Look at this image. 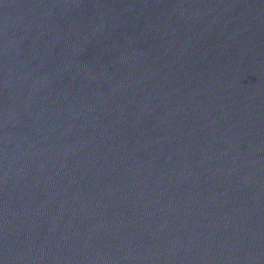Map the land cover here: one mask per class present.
<instances>
[{"label":"water","instance_id":"water-1","mask_svg":"<svg viewBox=\"0 0 264 264\" xmlns=\"http://www.w3.org/2000/svg\"><path fill=\"white\" fill-rule=\"evenodd\" d=\"M0 264H264V0H0Z\"/></svg>","mask_w":264,"mask_h":264}]
</instances>
